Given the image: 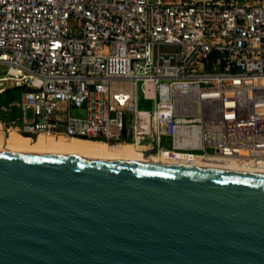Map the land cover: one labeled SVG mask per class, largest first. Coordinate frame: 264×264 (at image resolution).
<instances>
[{
	"label": "built area",
	"instance_id": "1",
	"mask_svg": "<svg viewBox=\"0 0 264 264\" xmlns=\"http://www.w3.org/2000/svg\"><path fill=\"white\" fill-rule=\"evenodd\" d=\"M1 66L6 128L264 162V0H0Z\"/></svg>",
	"mask_w": 264,
	"mask_h": 264
},
{
	"label": "water",
	"instance_id": "2",
	"mask_svg": "<svg viewBox=\"0 0 264 264\" xmlns=\"http://www.w3.org/2000/svg\"><path fill=\"white\" fill-rule=\"evenodd\" d=\"M0 264H264V172L0 144Z\"/></svg>",
	"mask_w": 264,
	"mask_h": 264
},
{
	"label": "bare ground",
	"instance_id": "3",
	"mask_svg": "<svg viewBox=\"0 0 264 264\" xmlns=\"http://www.w3.org/2000/svg\"><path fill=\"white\" fill-rule=\"evenodd\" d=\"M138 123L139 128L143 130L142 132H144V129L149 123L148 114L146 112H140ZM22 134L26 136H23ZM143 139V136L140 135L135 142L111 143L106 140L89 137H55L46 133H40L33 137L32 135L24 134L18 131L14 127L6 128L2 119H0V144L68 149L98 155L127 156L182 165L195 164L212 168L264 172V162H241L234 159L231 160L228 158L218 157L211 153H195L194 155H188L185 152L176 151L175 156H169L171 155V150L165 148L162 150L163 154L160 152L159 154L148 155L149 152L147 151L151 149V145Z\"/></svg>",
	"mask_w": 264,
	"mask_h": 264
},
{
	"label": "rangeland",
	"instance_id": "4",
	"mask_svg": "<svg viewBox=\"0 0 264 264\" xmlns=\"http://www.w3.org/2000/svg\"><path fill=\"white\" fill-rule=\"evenodd\" d=\"M164 48L165 47H163V49ZM0 75L1 76L6 75V68L3 66L0 67ZM5 85L7 87V91L0 95V115L5 114V111L2 109L3 107H10L11 110L8 112L9 115L19 118L20 110L17 107L13 106L12 104L20 100L23 90L21 87H14V86L12 87L10 81H6ZM138 105H139V108L143 110H152L154 108V102L151 100H145L142 94H140L139 96ZM71 114L81 115V111L75 107H72ZM31 116H32V113L31 111H29V117ZM6 120L7 119H4L5 122Z\"/></svg>",
	"mask_w": 264,
	"mask_h": 264
},
{
	"label": "trees",
	"instance_id": "5",
	"mask_svg": "<svg viewBox=\"0 0 264 264\" xmlns=\"http://www.w3.org/2000/svg\"><path fill=\"white\" fill-rule=\"evenodd\" d=\"M8 119H16V117L10 115V116L7 117V120H8ZM20 134H21V133H20ZM22 135H23V134H22ZM23 136H26V135H23Z\"/></svg>",
	"mask_w": 264,
	"mask_h": 264
}]
</instances>
